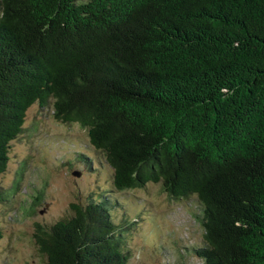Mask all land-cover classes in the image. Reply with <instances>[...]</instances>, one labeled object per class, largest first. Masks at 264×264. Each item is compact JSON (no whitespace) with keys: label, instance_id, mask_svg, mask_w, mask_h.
Wrapping results in <instances>:
<instances>
[{"label":"trees","instance_id":"1","mask_svg":"<svg viewBox=\"0 0 264 264\" xmlns=\"http://www.w3.org/2000/svg\"><path fill=\"white\" fill-rule=\"evenodd\" d=\"M33 104L109 171L36 227L46 264H127L117 194L148 183L194 198L200 264H264V0H0V175Z\"/></svg>","mask_w":264,"mask_h":264},{"label":"rangeland","instance_id":"2","mask_svg":"<svg viewBox=\"0 0 264 264\" xmlns=\"http://www.w3.org/2000/svg\"><path fill=\"white\" fill-rule=\"evenodd\" d=\"M24 130L11 143L0 175V264H46L35 243L37 226L67 218L71 204L108 189V169L88 171L78 152L92 154L85 132L56 121L33 104ZM16 184V186H14ZM114 222L126 220L127 264H200L190 249L202 244L194 198L171 200L160 185L117 194Z\"/></svg>","mask_w":264,"mask_h":264}]
</instances>
